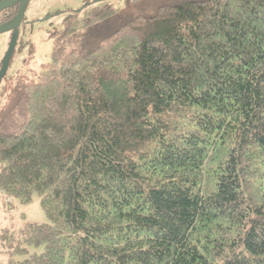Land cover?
Returning a JSON list of instances; mask_svg holds the SVG:
<instances>
[{
  "label": "trees",
  "instance_id": "1",
  "mask_svg": "<svg viewBox=\"0 0 264 264\" xmlns=\"http://www.w3.org/2000/svg\"><path fill=\"white\" fill-rule=\"evenodd\" d=\"M120 9L64 16L0 132L1 222L34 194L48 221L0 228L7 264H264V0H172L96 36Z\"/></svg>",
  "mask_w": 264,
  "mask_h": 264
},
{
  "label": "rangeland",
  "instance_id": "2",
  "mask_svg": "<svg viewBox=\"0 0 264 264\" xmlns=\"http://www.w3.org/2000/svg\"><path fill=\"white\" fill-rule=\"evenodd\" d=\"M93 0H29L24 10L23 20L33 22L19 26L17 45L10 57L7 69L0 79V132L16 133L24 118L21 102V91L24 85L35 82L40 72L51 61V54L56 38L62 28L64 16L77 10ZM129 1V0H128ZM172 0H136L124 5L119 2L120 12L101 27L94 30L96 36L107 34L127 22L138 13L150 14L160 3ZM11 31L0 33V68L2 59L8 48ZM71 45L69 46V48ZM21 120V121H20ZM12 223L8 217L1 222L0 228L19 227L23 221L32 223H48L44 211L40 207L37 195H32L28 204H17L12 213ZM29 254L41 249L29 248ZM28 254V255H29ZM7 253L0 246V264H7ZM23 259L22 257L19 260Z\"/></svg>",
  "mask_w": 264,
  "mask_h": 264
},
{
  "label": "water",
  "instance_id": "3",
  "mask_svg": "<svg viewBox=\"0 0 264 264\" xmlns=\"http://www.w3.org/2000/svg\"><path fill=\"white\" fill-rule=\"evenodd\" d=\"M28 1L29 0H0V12L4 9L10 7V6L15 5V4L19 5L18 6V12H17L15 18L11 22L0 25V33L13 31L10 42L8 44V48L6 50L4 58L2 59L1 68H0V79L4 75V73L7 69L10 57L14 51L16 39H17V32L14 30L20 25V23L23 19L25 6H26Z\"/></svg>",
  "mask_w": 264,
  "mask_h": 264
}]
</instances>
